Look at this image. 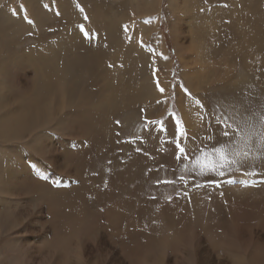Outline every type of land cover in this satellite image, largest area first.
I'll list each match as a JSON object with an SVG mask.
<instances>
[{
    "label": "rangeland",
    "instance_id": "1",
    "mask_svg": "<svg viewBox=\"0 0 264 264\" xmlns=\"http://www.w3.org/2000/svg\"><path fill=\"white\" fill-rule=\"evenodd\" d=\"M0 264H264V0H0Z\"/></svg>",
    "mask_w": 264,
    "mask_h": 264
},
{
    "label": "bare ground",
    "instance_id": "2",
    "mask_svg": "<svg viewBox=\"0 0 264 264\" xmlns=\"http://www.w3.org/2000/svg\"><path fill=\"white\" fill-rule=\"evenodd\" d=\"M238 1H239V0H238ZM240 2H241V1H240ZM182 7H183V6H182ZM233 7H234V6H233ZM236 8H237V7H236ZM256 17H257V16H256ZM243 19H244V16H243ZM243 19H242V21H243ZM244 21H245V20H244ZM255 21H257V20H255ZM213 22H214V21H213ZM242 23H243V22H242ZM254 23H255V22H254ZM255 24H256V23H255ZM255 24H254V25H255ZM254 25H253V26H254ZM113 28H115V27H113ZM116 28H117V27H116ZM229 28H230V27H229ZM98 30H99V29H98ZM117 30H119V29H117ZM117 30H116V31H117ZM100 32L102 33L103 31H100ZM117 32H118V31H117ZM119 32H120V31H119ZM114 33H115V30L113 31V29H112L111 34H105L106 37H107V39H108L109 41H112V40H115L116 38H118V37H115L116 35H115ZM101 35H102V34H101ZM103 35H104V34H103ZM118 35H119V34H118ZM101 41H102V40H101ZM104 41H105V40H104ZM111 43H112V42H111ZM105 44H106V41H105ZM107 44H108V43H107ZM107 44H106V45H107ZM109 44H110V43H109ZM96 45L98 46V42L96 43ZM93 46H94V45H93ZM90 47H91V45H90ZM95 47H96V46H95ZM99 47H100V46H99ZM190 47H191V46H190ZM104 48H106V47H104ZM93 49H94V48H93ZM97 49H98V48H97ZM50 50H51V49H50ZM52 50H53V49H52ZM98 50H99V49H98ZM98 50H97V52H98ZM101 50H102V49H101ZM95 51H96V50L94 49V55H95V53H96ZM53 53H54V52H53ZM99 53H100V52H98L97 54H99ZM101 53H102V52H101ZM46 54H47V53H46ZM47 55H48V54H47ZM100 55H101V54H100ZM48 56H50V55H48ZM95 56H96V55H95ZM97 56H98V55H97ZM49 59H51V58H48L47 60H49ZM44 61H45V60H44ZM46 62H47V61H46ZM52 63H53V62H51V64H52ZM72 65H73V64H72ZM51 67H52V66H51ZM69 67H73V66H69ZM71 71H72V70H71ZM67 72H68V71H67ZM69 73H70V72H69ZM244 88H245V87H244ZM63 104H64V103H63ZM60 106H61V105H60ZM23 119H24V118H23ZM18 121H19V122L22 121V123H23L24 120H22L21 117L16 118V120H13V121L11 122V124H10L11 128H7V130L10 129V132L15 131L13 128L16 129L17 127H15L16 125H15V126L12 125V123L17 122V125H18ZM15 124H16V123H15ZM4 126H5V125H4ZM4 126H1V127L3 128ZM21 127L23 128L22 124H21ZM21 127L18 126V128H20V129H21ZM2 128H1V129H2ZM18 128H17V129H18ZM17 129H16V130H17ZM20 129H18V130H20ZM13 133H14V132H13ZM17 133H18V132H17ZM17 133H16V134H17ZM12 135H13V134H12ZM14 135H15V134H14ZM12 138H13V136H12ZM76 222H77V221H76ZM74 225H75V224H74ZM80 225H81V224H80ZM75 230H76V229H75ZM227 247H229V246H227Z\"/></svg>",
    "mask_w": 264,
    "mask_h": 264
},
{
    "label": "snow or ice",
    "instance_id": "3",
    "mask_svg": "<svg viewBox=\"0 0 264 264\" xmlns=\"http://www.w3.org/2000/svg\"><path fill=\"white\" fill-rule=\"evenodd\" d=\"M81 11H83V9H81ZM28 22H29V24L32 23L31 20H29ZM124 28H125V31L128 30V29H127V25H125ZM156 86H157V89H158V91H159L160 93L163 94V93L165 92V89H164L163 87L160 86L158 80H157V85H156ZM185 92H186V94L190 95L189 93H187V90H185ZM158 103H159V101H158ZM198 103H199V101H198ZM201 106H203V105H201ZM153 123H157V122H156V121H153ZM176 126H177V128H179V126H180V121H179V120L176 121ZM220 131H223V130H220ZM232 131H233V134H235L236 132H243L244 130H243V128H241V127L238 126L237 129H234V130H232ZM224 135H227V132H224ZM175 147H176V148H179V149H180V152H184V151H185V149H184L183 147H180V144H179V143H177V144L175 145ZM221 175H223V172H221Z\"/></svg>",
    "mask_w": 264,
    "mask_h": 264
}]
</instances>
